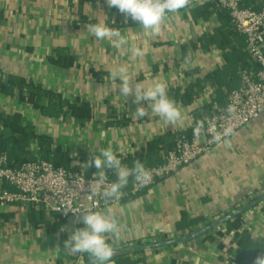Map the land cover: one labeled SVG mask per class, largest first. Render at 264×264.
Here are the masks:
<instances>
[{"label": "crops", "instance_id": "crops-1", "mask_svg": "<svg viewBox=\"0 0 264 264\" xmlns=\"http://www.w3.org/2000/svg\"><path fill=\"white\" fill-rule=\"evenodd\" d=\"M191 8L168 13L161 33L152 36L130 18L125 22L105 0H0V71L24 76L93 107L90 119L77 120L68 113L49 118L0 93L2 110L22 113L36 134L51 138V149L59 150L66 166L85 176H96V169L88 166L89 156L109 146L129 168L136 161L145 168L161 164L179 136L190 137L197 123L224 108L228 99L225 89L218 91L227 81L221 73L223 52L200 41L220 20L216 14L196 16ZM97 22L117 29L128 43L115 49L107 38L95 39L86 25ZM134 48L144 55L133 57ZM58 49L74 57L72 66L49 63L48 56ZM120 66L145 86L165 82L172 100L185 94L186 102L177 104L183 118L175 126L156 113L136 118L134 98L121 96L120 81L111 79V72ZM213 72L218 75L211 77ZM227 141L136 195L130 194L134 181L130 177L120 200L96 211L111 209L120 225L121 239L113 242L109 236L113 248L180 239L263 198L264 112ZM32 150L38 155L37 144ZM105 174L116 181L111 171ZM239 215L251 238L264 241V200ZM227 221L190 240L145 248L132 259L138 264H230L227 249L232 237L216 232L225 231ZM80 227L84 225L69 218L61 221L41 204L0 205V264H86L84 254L71 255L63 247L71 231ZM116 262L112 259L109 264Z\"/></svg>", "mask_w": 264, "mask_h": 264}, {"label": "built area", "instance_id": "built-area-1", "mask_svg": "<svg viewBox=\"0 0 264 264\" xmlns=\"http://www.w3.org/2000/svg\"><path fill=\"white\" fill-rule=\"evenodd\" d=\"M200 1L191 0L189 6ZM216 1L222 9L229 11L233 24L245 37L253 64L239 72V88L230 92L224 108L205 119L201 134L179 136L161 164L146 168L152 176L149 183L141 185L132 182L131 195L155 185L210 151L217 144L213 139L217 132L222 133L225 128L232 130L230 136L222 137L223 142L264 112V2L259 10H253L243 7L244 0ZM209 122L215 126V132L208 131ZM95 177H87L72 168L57 167L44 159L24 162L18 168H12L7 155L0 154V205L32 202L43 205L63 219L79 216L72 210L101 211L120 199L106 200L100 190L93 191L96 188ZM113 182L106 177L103 187Z\"/></svg>", "mask_w": 264, "mask_h": 264}, {"label": "trees", "instance_id": "trees-1", "mask_svg": "<svg viewBox=\"0 0 264 264\" xmlns=\"http://www.w3.org/2000/svg\"><path fill=\"white\" fill-rule=\"evenodd\" d=\"M263 2L264 0H244L243 7L259 10ZM192 9L196 11V16L208 18L212 14H216L220 20V25L214 31L203 35L200 41L203 45H215L222 50L224 64L221 73L226 75L227 81L224 86H219L218 91L224 92L223 89H225L229 96L232 90L240 86L239 72L253 64L246 48L245 37L233 24L229 11L222 9L216 0L204 5L198 3L193 5ZM47 59L49 63L58 67H70L74 64V57L61 49L56 50ZM217 75L218 73L213 72L211 77ZM170 92L168 94H172ZM0 93L16 97L21 103L32 106L49 118L59 117L66 113L77 120H86L92 117L93 107L90 103L69 100L61 93L35 84L24 76L5 74L0 71ZM186 100V96L183 94L181 98L174 101L178 104L179 102L184 103ZM25 122L26 119L22 113L10 114L3 111L0 106V154L7 155L9 166L18 168L24 162L44 159L51 161L57 167L69 169L62 161L63 157L60 156L59 150L51 149V138L44 134H36L34 129L30 125H26ZM34 144L38 146V155L33 154ZM55 214L61 221L65 220L57 213ZM216 232L220 237L228 235L232 237L231 247L227 249V259L230 264H252L255 260L264 258V241L256 242L251 238L241 220V215L228 220L225 223V231L217 229ZM219 245L220 249L226 247L221 243ZM233 251L236 253L234 257L231 256ZM138 253L140 251L116 254L112 259H117L116 264H138L139 260L132 259V255ZM86 262H89L87 253L84 254V263Z\"/></svg>", "mask_w": 264, "mask_h": 264}, {"label": "clouds", "instance_id": "clouds-1", "mask_svg": "<svg viewBox=\"0 0 264 264\" xmlns=\"http://www.w3.org/2000/svg\"><path fill=\"white\" fill-rule=\"evenodd\" d=\"M109 8H115L125 17V22L130 18L140 24L152 36H158L162 31V25L168 13H176L191 3V0H105ZM87 32L95 39H108L115 49H120L128 43L125 36L114 28H110L103 22L86 25ZM133 57H142L143 51L139 48L132 50ZM113 82L120 81L118 92L124 97H133L136 118H144L151 113L162 117L169 125L175 124L183 118L181 109L176 102L169 98L167 84L165 82H154L149 86L138 83L126 66H120L111 72ZM143 102L147 103V107ZM204 121L197 123L193 129V135L199 136L204 129ZM209 132H215V126L209 122ZM232 134L230 128H225L222 133L217 132L213 139L217 143ZM227 143V139H223ZM89 167L96 169L95 184L93 191L100 190L106 200H118L121 197V189L129 183L130 177L135 182L146 185L152 179L151 173L140 161H136L132 168L122 164L121 159L114 153L112 148L102 149L98 155L89 156L87 161ZM105 170L111 171L116 181L108 187H103L106 180ZM71 209V208H70ZM72 210V209H71ZM79 221L84 227L75 228L71 231L68 239L64 241V249L71 255H82L87 253L90 264H109L115 254L109 236L114 237L113 242L121 239L120 225L111 212H78ZM257 264H264V258H260Z\"/></svg>", "mask_w": 264, "mask_h": 264}, {"label": "water", "instance_id": "water-1", "mask_svg": "<svg viewBox=\"0 0 264 264\" xmlns=\"http://www.w3.org/2000/svg\"><path fill=\"white\" fill-rule=\"evenodd\" d=\"M261 200H264V197L253 202L252 204L246 206L245 208H242L236 212H234L233 214L231 215H228V216H225L224 218H221L220 220H218L215 224H212L210 225L209 227H206L204 229H201V230H198L188 236H185L183 238H180V239H176V240H173V241H169L167 243H160V244H155V245H148V246H140V247H135V248H127V249H117L115 250V254H121V253H131V252H135V251H140V250H143L145 248H149V247H153V246H163L165 244H175V243H179V242H182V241H186V240H190V239H193V238H196L197 236H200L201 234L207 232L208 230L212 229L213 227L219 225V224H222L224 223L225 221L237 216L238 214L242 213L243 211H245L246 209H248L249 207L259 203ZM79 217V216H78ZM78 217H74V216H71L69 217V220L70 221H77V222H80ZM86 264H90V262H87Z\"/></svg>", "mask_w": 264, "mask_h": 264}]
</instances>
